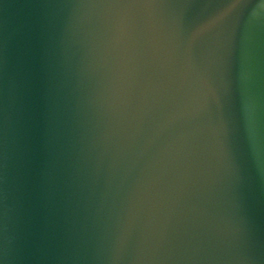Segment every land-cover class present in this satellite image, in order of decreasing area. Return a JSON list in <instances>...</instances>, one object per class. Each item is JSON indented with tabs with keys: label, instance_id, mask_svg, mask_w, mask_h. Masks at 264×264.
<instances>
[{
	"label": "water",
	"instance_id": "1",
	"mask_svg": "<svg viewBox=\"0 0 264 264\" xmlns=\"http://www.w3.org/2000/svg\"><path fill=\"white\" fill-rule=\"evenodd\" d=\"M0 264H264V0H0Z\"/></svg>",
	"mask_w": 264,
	"mask_h": 264
}]
</instances>
